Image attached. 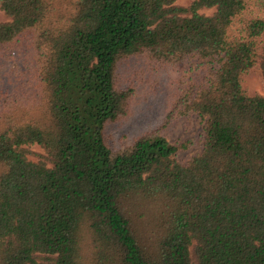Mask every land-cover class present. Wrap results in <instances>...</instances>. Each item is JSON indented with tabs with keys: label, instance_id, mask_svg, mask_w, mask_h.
<instances>
[{
	"label": "trees",
	"instance_id": "1",
	"mask_svg": "<svg viewBox=\"0 0 264 264\" xmlns=\"http://www.w3.org/2000/svg\"><path fill=\"white\" fill-rule=\"evenodd\" d=\"M176 1L0 0V264H264V0ZM131 59L167 101L117 133ZM192 116L181 162L168 126Z\"/></svg>",
	"mask_w": 264,
	"mask_h": 264
},
{
	"label": "rangeland",
	"instance_id": "2",
	"mask_svg": "<svg viewBox=\"0 0 264 264\" xmlns=\"http://www.w3.org/2000/svg\"><path fill=\"white\" fill-rule=\"evenodd\" d=\"M193 0H177L176 4L180 6H189ZM215 9H204L205 13H212ZM7 18L0 10V21ZM16 64L10 62L0 69V76L9 73L11 67ZM148 67V68H147ZM149 66L144 62H136L131 59L121 66V77L125 84L136 85L140 98H137L133 106V114L130 118L120 124L117 133L135 134L144 129L155 126L165 110V101H167L168 83L164 74L156 75L149 70ZM148 69V71H147ZM124 75V76H123ZM244 86L251 94L264 95V83L259 69H253L244 79ZM139 97V96H138ZM168 139L172 144H177L187 139H193V144L186 150H180L177 156L181 162H187L196 153L202 150L203 145V121L196 116L190 118L180 117L172 121L168 126ZM35 151L43 152L42 148L37 145L32 147ZM141 220V219H139ZM135 228L141 237L147 232V223L143 220L135 222Z\"/></svg>",
	"mask_w": 264,
	"mask_h": 264
}]
</instances>
